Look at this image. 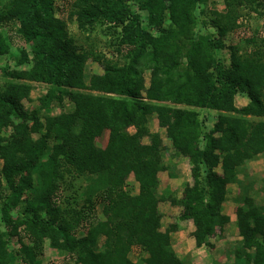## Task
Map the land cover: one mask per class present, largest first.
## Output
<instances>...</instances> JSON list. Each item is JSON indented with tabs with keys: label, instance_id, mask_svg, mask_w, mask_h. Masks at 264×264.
Here are the masks:
<instances>
[{
	"label": "trees",
	"instance_id": "trees-1",
	"mask_svg": "<svg viewBox=\"0 0 264 264\" xmlns=\"http://www.w3.org/2000/svg\"><path fill=\"white\" fill-rule=\"evenodd\" d=\"M6 1L0 27L15 26L26 45L15 64L29 67L1 70L0 264H41L45 240L69 264H189L172 247L175 226L160 229L157 174L166 166L148 122L154 115L175 152L188 158L192 182L183 189L180 218L192 220L195 247H211L209 239L230 221L222 211L227 185L238 181L246 161L264 154V39L224 43L247 17L240 7L256 11L255 0H224L210 19L214 31L204 33H194L195 11L207 0H73L69 16L79 28L119 29L114 59L77 45L54 0ZM11 42L0 31V56ZM223 48L227 64L216 55ZM88 60L102 72L86 81ZM33 82L48 88L28 108L22 101ZM237 94L247 104L236 106ZM63 96L72 109L51 114ZM190 107L217 111L209 132ZM129 174L138 184L134 195L122 188ZM78 178L91 179L80 207L76 196H62V184ZM236 200L234 264H264V210L245 188ZM97 203L103 219L92 215ZM134 247L141 255L132 261Z\"/></svg>",
	"mask_w": 264,
	"mask_h": 264
},
{
	"label": "rangeland",
	"instance_id": "rangeland-1",
	"mask_svg": "<svg viewBox=\"0 0 264 264\" xmlns=\"http://www.w3.org/2000/svg\"><path fill=\"white\" fill-rule=\"evenodd\" d=\"M73 0H54L55 7L61 9L60 12H56L58 17H63L67 21V30L70 35L75 39L77 45L86 49H93L94 51H100L105 54L107 58L114 59L115 54L114 47L117 45V41L120 38L119 29L109 28L107 24L97 23L88 28H79L75 22V16H69L70 4ZM6 0H0V10H3ZM224 0H207L205 5H200L199 9L195 11L197 17V24L194 29V33H204L208 31H214L211 25V18L215 14L222 11ZM255 10H248L240 7L242 13L247 14V17L241 19L240 25L232 32L227 33L224 36V43L226 47L229 44H234L237 41H241L242 38L247 36H254L256 40L264 39V0H255ZM201 10V11H200ZM204 10V12H202ZM140 15L144 19L146 16L145 11H139ZM218 15V14H217ZM143 25H147L146 19L143 20ZM153 32H156L153 26L148 28ZM0 31L12 36V42L9 54L0 56V84L4 82L5 76L1 72L3 67L11 70L14 68L25 69L29 65L23 64L16 66L14 57L18 56V51L25 43L20 42L15 30V26L0 27ZM241 50L245 47L243 43L238 44ZM26 46V45H25ZM24 46V47H25ZM246 49H252L251 45H247ZM264 51V49H262ZM218 59L228 63L229 52L227 48L216 51ZM101 66L92 60H88L84 67V78L87 81L89 76L93 73H101ZM149 72L144 73L145 85L148 84ZM32 87L29 93V98L24 99L22 103L25 107H35L39 104L38 98L44 95L47 91L48 85L39 82L31 83ZM236 106L240 107L248 102V98L244 94H237L234 98ZM182 107L183 105H177ZM72 105L67 96H63L62 102H54L51 105L50 113L57 114L64 110H71ZM198 112L199 118L202 121V132H209L216 120L217 111L212 109H199L191 108ZM258 118V117H257ZM254 118V119H257ZM259 119V118H258ZM264 119V117L260 118ZM148 128L150 132H156L161 139V161L166 168L157 174L158 177V195H162V199L158 202V211L161 214L160 229L165 230L169 226H175V230L170 233L171 244L180 258H183L189 264H234L233 249L239 244V234L236 226L235 208L237 203L236 197L245 188L248 193L254 198L256 205H259L264 210V154H259L253 159L245 162L242 166L239 174L238 181L227 185L226 200L222 205L223 213L227 214L230 221L227 222L221 230H217L215 235L211 237L209 246L195 247L194 238L192 235L194 226L191 219L180 218L182 210V194L183 189L187 184H191V164L187 157L179 155L175 152L170 138L166 135L165 129L160 127L157 123L156 117L153 115L149 119ZM129 133L134 132V128L129 126L127 128ZM10 130L4 132L8 134ZM108 132L105 130L103 134L96 138L95 143L99 147H103L107 140ZM200 146L203 144V138H200ZM142 142L148 143L149 138L145 136ZM2 162L0 161V169ZM1 178V172H0ZM91 179H75L72 182V186H65L62 184V196L72 197L76 196V199L80 204L83 202V190L87 182ZM4 184V182H2ZM65 187V188H64ZM123 190L127 193L134 195L138 192V184L134 180L132 174H129L123 185ZM102 204L97 203L92 215L98 219H103L101 212ZM81 232L78 233V235ZM102 240V238H101ZM100 240V241H101ZM43 256L41 264H69V260L64 254L52 249L48 245V240L43 244ZM137 247L132 248L128 257L130 260L135 261L141 254H139Z\"/></svg>",
	"mask_w": 264,
	"mask_h": 264
}]
</instances>
